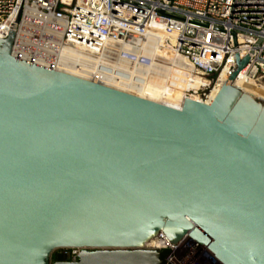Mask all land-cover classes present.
<instances>
[{"label": "water", "instance_id": "1", "mask_svg": "<svg viewBox=\"0 0 264 264\" xmlns=\"http://www.w3.org/2000/svg\"><path fill=\"white\" fill-rule=\"evenodd\" d=\"M22 3L0 39V264H164L141 249L160 233L264 264V104L234 87L247 59L211 104L173 109L15 58Z\"/></svg>", "mask_w": 264, "mask_h": 264}, {"label": "built area", "instance_id": "2", "mask_svg": "<svg viewBox=\"0 0 264 264\" xmlns=\"http://www.w3.org/2000/svg\"><path fill=\"white\" fill-rule=\"evenodd\" d=\"M18 1L0 0L1 40L18 19ZM164 47L191 69L188 82L200 81L185 91L184 101L211 104L217 84L223 87L245 59L234 83L264 92V0H23L11 52L55 71L83 66L137 87H155L151 82L160 73L140 61ZM156 63L174 70L167 60ZM166 81L165 89L172 90V78ZM141 249L167 250L164 264H220L188 235L172 242L160 233ZM60 253L75 263L81 249Z\"/></svg>", "mask_w": 264, "mask_h": 264}, {"label": "bare ground", "instance_id": "3", "mask_svg": "<svg viewBox=\"0 0 264 264\" xmlns=\"http://www.w3.org/2000/svg\"><path fill=\"white\" fill-rule=\"evenodd\" d=\"M169 61L174 64V70L168 69L167 67H159L157 61ZM141 65L145 67H154L155 71L160 73L159 80H153L151 83L155 84V87L146 84L143 87H137L132 83L121 79L120 81L105 75L98 73L94 68H85L83 66L77 67H64L61 69L63 72L101 84L106 87H110L122 92H126L138 97L145 98L147 100L166 105L173 109H181L185 99V91L189 89H196L200 83L198 78H194V83L187 81L190 77L191 69L187 66L185 61L179 59L173 51L168 48H159L147 56H142L140 61ZM155 64V65H154ZM176 65V66H175ZM171 73V75H170ZM172 78L173 88L172 90L165 89L166 79ZM163 79V80H161ZM222 85L219 83L215 87L213 95V101L217 97V94L221 90ZM234 87L238 90L250 95L258 101L264 103V92L260 91L253 85L244 84L241 81L234 83ZM196 101V100H195ZM212 101V102H213Z\"/></svg>", "mask_w": 264, "mask_h": 264}, {"label": "flooded vegetation", "instance_id": "4", "mask_svg": "<svg viewBox=\"0 0 264 264\" xmlns=\"http://www.w3.org/2000/svg\"><path fill=\"white\" fill-rule=\"evenodd\" d=\"M53 256H54V254L51 257L52 263H54L56 261V259H53Z\"/></svg>", "mask_w": 264, "mask_h": 264}, {"label": "trees", "instance_id": "5", "mask_svg": "<svg viewBox=\"0 0 264 264\" xmlns=\"http://www.w3.org/2000/svg\"><path fill=\"white\" fill-rule=\"evenodd\" d=\"M57 253H54L53 259H56Z\"/></svg>", "mask_w": 264, "mask_h": 264}, {"label": "rangeland", "instance_id": "6", "mask_svg": "<svg viewBox=\"0 0 264 264\" xmlns=\"http://www.w3.org/2000/svg\"><path fill=\"white\" fill-rule=\"evenodd\" d=\"M57 253H60V251L59 252L57 251Z\"/></svg>", "mask_w": 264, "mask_h": 264}]
</instances>
